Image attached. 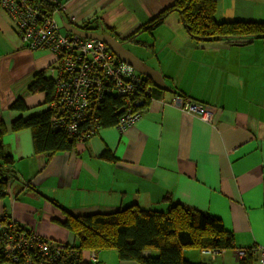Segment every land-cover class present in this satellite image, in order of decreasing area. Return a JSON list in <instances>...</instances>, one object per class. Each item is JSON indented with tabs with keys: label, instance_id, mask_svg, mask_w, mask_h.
Segmentation results:
<instances>
[{
	"label": "crops",
	"instance_id": "0c3cea01",
	"mask_svg": "<svg viewBox=\"0 0 264 264\" xmlns=\"http://www.w3.org/2000/svg\"><path fill=\"white\" fill-rule=\"evenodd\" d=\"M43 1L61 4V21L98 22L96 30L139 51L133 53L159 70L170 90L156 86L143 118L125 132L104 127L70 151L38 153L32 130L15 131L13 124L46 112V92L30 86L40 74L52 78L55 56L30 50L0 8V130L15 174L0 211L24 228L70 243L73 234L58 222L66 217L62 209L75 216L131 206L165 211L172 201L219 218L234 237L235 248L216 259L185 249L187 260L241 264L250 251L258 264L255 250L264 248V39L200 42L178 12L156 30H143L175 0ZM216 18L264 21V0H218ZM176 95L207 107L213 121L180 110L172 102ZM19 98L22 107L15 106ZM92 260L103 262L98 254Z\"/></svg>",
	"mask_w": 264,
	"mask_h": 264
},
{
	"label": "trees",
	"instance_id": "16d2710c",
	"mask_svg": "<svg viewBox=\"0 0 264 264\" xmlns=\"http://www.w3.org/2000/svg\"><path fill=\"white\" fill-rule=\"evenodd\" d=\"M45 2V1H44ZM51 9L50 3L45 2ZM218 0H175L171 7L161 11L143 30L153 31L160 27L166 18L178 12L188 34L200 42H218L225 40L264 39V21H218L216 12ZM98 23V22H97ZM95 21L82 26L85 30H95L99 25ZM142 30L127 36L125 40L135 39ZM153 86V95L157 87ZM55 81L40 74L30 86L31 92H46L47 105L53 97ZM182 96V95H180ZM183 98H187L182 96ZM153 98V96H152ZM151 99L148 101V105ZM123 101L115 96H107L99 111V118L104 127L114 126L118 120L117 106ZM24 105L22 98L15 102L16 107ZM147 105V106H148ZM51 112L19 119L13 129H31L35 150L47 153L49 157L59 152L70 151L76 146V139L64 131H55L51 127ZM5 129L0 130V200L6 197L9 181L15 174L11 170L13 158L6 153L2 142ZM58 206V205H57ZM62 209V208H61ZM65 219L58 222L74 236L70 243H59L65 247L63 254L54 264H100L93 261L91 255L102 251L116 250L121 261L137 264H195L184 257L185 249L199 251L233 250V234L226 230L222 221L203 211L172 202L165 211L146 210L138 206L119 209L111 213L75 216L62 209ZM13 222L15 231L29 232L16 223L7 213L0 211V222ZM4 240L0 233V262L26 264L27 259H40L38 250L24 248L26 255L9 258L3 251ZM254 255L248 251L241 264H253ZM40 262V261H38ZM102 264V263H101Z\"/></svg>",
	"mask_w": 264,
	"mask_h": 264
},
{
	"label": "built area",
	"instance_id": "2783aa9c",
	"mask_svg": "<svg viewBox=\"0 0 264 264\" xmlns=\"http://www.w3.org/2000/svg\"><path fill=\"white\" fill-rule=\"evenodd\" d=\"M50 4L51 9L43 0H0V8L13 20L17 34L28 48L49 49L55 56L50 66L55 86L52 100L47 105L52 113V129L64 131L79 142L93 138L104 128L99 118L103 101L113 95L123 101L116 107L119 117L114 127L125 132L143 118L153 96V86L146 82V77L120 60L104 42L67 31L63 34L56 19L57 15H63L61 4L57 1ZM69 23L82 27L72 21ZM172 102L180 110L205 122L213 121V113L191 98L176 95ZM28 231H15L12 221L0 222L6 256L26 255L24 248L30 246L38 250L40 259L28 258L26 264L57 263L65 247L38 232ZM255 251L258 264H264V248ZM202 252L216 259L225 251ZM239 253L242 257L246 254L245 251ZM92 257L97 259L96 254Z\"/></svg>",
	"mask_w": 264,
	"mask_h": 264
},
{
	"label": "water",
	"instance_id": "95a60500",
	"mask_svg": "<svg viewBox=\"0 0 264 264\" xmlns=\"http://www.w3.org/2000/svg\"><path fill=\"white\" fill-rule=\"evenodd\" d=\"M62 28L67 32L78 35L80 37L97 39L104 42L114 52V54L124 63L133 67L144 77L153 82L155 86L161 89L170 90L165 81V77L159 71L150 66L145 60L138 57L126 47V42L118 40L115 36L109 33H97L95 30H85L82 27H77L62 19Z\"/></svg>",
	"mask_w": 264,
	"mask_h": 264
},
{
	"label": "rangeland",
	"instance_id": "374dc122",
	"mask_svg": "<svg viewBox=\"0 0 264 264\" xmlns=\"http://www.w3.org/2000/svg\"><path fill=\"white\" fill-rule=\"evenodd\" d=\"M221 9L224 10L223 3L221 5ZM57 20H58L60 26H62V21L60 19V16H57ZM102 30H95V31L97 33H102ZM61 31H62L63 34L66 33V30L64 28ZM129 50H132V52H135L137 55H142V54H139V51L135 50L133 47H130ZM50 72H51V75H52V71L51 70H50ZM186 250L195 252L197 254L199 253V250L198 249H194V248L186 249ZM98 255H100V259L103 262L105 261L107 264H119V260H120L119 259V255H118V252L116 250H114V249L108 250V251H102V252L98 253ZM185 255H186V253H185ZM103 262H101V263L103 264ZM0 264H9V263L0 262Z\"/></svg>",
	"mask_w": 264,
	"mask_h": 264
}]
</instances>
